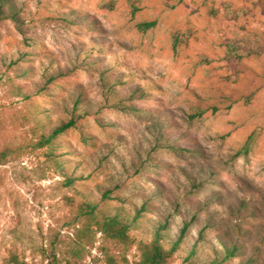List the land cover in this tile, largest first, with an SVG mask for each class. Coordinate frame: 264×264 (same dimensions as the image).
Wrapping results in <instances>:
<instances>
[{"label":"rangeland","instance_id":"1","mask_svg":"<svg viewBox=\"0 0 264 264\" xmlns=\"http://www.w3.org/2000/svg\"><path fill=\"white\" fill-rule=\"evenodd\" d=\"M11 1L17 19L0 18V264H48L53 252L58 264H138L160 221L171 239L188 223L187 246H199L167 264H215L221 239L241 252L221 264H264V45L229 50L264 40V0ZM135 86L148 95L130 98ZM73 113L52 155L40 135ZM86 199L125 214L147 204L150 223L120 242L82 212Z\"/></svg>","mask_w":264,"mask_h":264},{"label":"trees","instance_id":"2","mask_svg":"<svg viewBox=\"0 0 264 264\" xmlns=\"http://www.w3.org/2000/svg\"><path fill=\"white\" fill-rule=\"evenodd\" d=\"M4 17L17 19L15 4L11 0H0V18ZM154 25L155 21H147L140 23L139 27L144 30ZM261 45H264V40H259V42L255 41V44L253 46L244 45L237 47L234 43H232L229 44V50L231 54L240 58L251 53H259ZM64 75L66 74L61 72L53 75H44L45 84L37 87L39 93H45L46 86L49 83H51L57 77ZM101 80L103 81V86L106 88V91L112 95L115 94V88L113 86L115 85V82L111 84L107 77L104 76V74H101ZM147 95L148 92L141 86H135L129 91V97L134 99H142ZM25 97L27 98L29 97V95H25ZM80 104L81 101L79 98L74 100L73 106L75 113L80 109ZM116 105L119 108H130L132 110H136L133 104H127V102H122L121 100H118L116 102ZM75 113H73V115L67 121H63L55 127L50 126L49 133L46 134L45 132H43L40 135L39 143L43 147H50L52 155H54L56 152L57 146L55 145V141L59 137V135L65 132L70 127L76 126L77 118ZM201 113V111H198L194 115L198 116ZM83 138L87 140L88 136L84 134ZM252 141L253 136H250L246 141L243 150H248L249 145ZM3 154L5 155V153ZM76 179L77 178L74 176H69L67 178V182L69 184H73ZM101 194L104 200L111 198L110 191L108 190L102 192ZM80 208L85 215L95 219L96 223L100 227V230L103 231L105 235L123 243L131 241L130 231L133 228L145 225L146 223H150L151 219V214H149L147 204L143 205L141 208L135 207L134 211H132V214H125L118 210L112 212L110 209L108 210L100 207L99 204L92 199H86L82 201L80 204ZM188 228L189 224L187 223L176 235V237L174 239H171V228L168 221H160L157 226L154 225L151 229L152 238L149 240H142L138 243L139 249L142 254L138 264H167L170 258L179 249L188 247V243L185 240ZM220 243L223 247V256L216 258V260L214 261L215 264L227 263L228 261H231L234 258L240 256V248L237 245H230L223 239L220 240ZM167 244H169V246H167ZM198 247V242H195L193 246L188 247L189 259H192L197 254ZM49 257H51V259L48 264H58V256L56 252H53ZM252 263L253 260L251 259L241 260L240 262V264ZM9 264H28V262L24 259H20L17 254H12L9 259Z\"/></svg>","mask_w":264,"mask_h":264}]
</instances>
